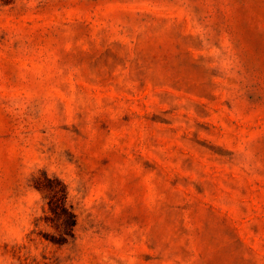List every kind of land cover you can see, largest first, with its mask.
I'll return each instance as SVG.
<instances>
[{"label": "rangeland", "instance_id": "obj_1", "mask_svg": "<svg viewBox=\"0 0 264 264\" xmlns=\"http://www.w3.org/2000/svg\"><path fill=\"white\" fill-rule=\"evenodd\" d=\"M0 264H264V0H0Z\"/></svg>", "mask_w": 264, "mask_h": 264}, {"label": "trees", "instance_id": "obj_2", "mask_svg": "<svg viewBox=\"0 0 264 264\" xmlns=\"http://www.w3.org/2000/svg\"><path fill=\"white\" fill-rule=\"evenodd\" d=\"M48 182H50V180H48ZM60 184V185H59ZM36 188H38L39 190L42 189H48L51 192V208L52 210L59 214V216H66L65 220H67V231L69 230H73V227L75 226V222H74V215L72 212H70L68 210V208L66 207L65 204V199L67 196V192H66V187L64 185H61V183H58V185H52L49 184L47 186L44 187L43 183L40 181L37 182ZM60 202H54L55 200Z\"/></svg>", "mask_w": 264, "mask_h": 264}]
</instances>
